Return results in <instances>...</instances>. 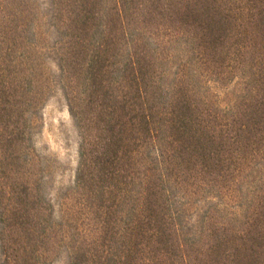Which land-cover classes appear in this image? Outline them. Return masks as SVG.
<instances>
[{
	"label": "trees",
	"instance_id": "1",
	"mask_svg": "<svg viewBox=\"0 0 264 264\" xmlns=\"http://www.w3.org/2000/svg\"><path fill=\"white\" fill-rule=\"evenodd\" d=\"M58 261L264 264V0H0V264Z\"/></svg>",
	"mask_w": 264,
	"mask_h": 264
},
{
	"label": "rangeland",
	"instance_id": "2",
	"mask_svg": "<svg viewBox=\"0 0 264 264\" xmlns=\"http://www.w3.org/2000/svg\"><path fill=\"white\" fill-rule=\"evenodd\" d=\"M41 114L42 125L35 137L36 147L39 151L53 156L57 162L53 185L70 184L78 160V134L60 89L56 88L51 94ZM56 264L62 262L58 261Z\"/></svg>",
	"mask_w": 264,
	"mask_h": 264
}]
</instances>
